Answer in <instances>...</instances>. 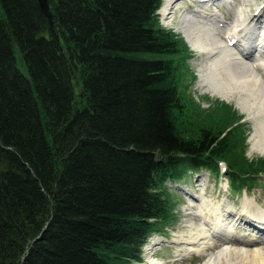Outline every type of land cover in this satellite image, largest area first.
I'll return each instance as SVG.
<instances>
[{
  "label": "trees",
  "instance_id": "trees-1",
  "mask_svg": "<svg viewBox=\"0 0 264 264\" xmlns=\"http://www.w3.org/2000/svg\"><path fill=\"white\" fill-rule=\"evenodd\" d=\"M160 2L48 0L50 26L37 0H0V264L141 262L169 186L224 163L242 193L264 173L246 129L180 88Z\"/></svg>",
  "mask_w": 264,
  "mask_h": 264
},
{
  "label": "bare ground",
  "instance_id": "bare-ground-1",
  "mask_svg": "<svg viewBox=\"0 0 264 264\" xmlns=\"http://www.w3.org/2000/svg\"><path fill=\"white\" fill-rule=\"evenodd\" d=\"M183 1L194 2L164 0L159 14L165 27L173 26L176 11ZM252 2L242 0V4L234 6L231 25L223 22L216 12H205L197 5L191 11L186 8L178 16L174 29L182 34L193 51L191 56H201L197 75L199 88L204 92L205 101L211 103L204 108L200 100L193 98L195 107L203 109L219 127H224L231 119L236 122L241 119L242 129L249 126L246 122L253 124L249 144L251 149L264 155V33L262 36L255 34L260 12L250 14ZM19 63L17 59L20 68ZM191 198L190 203L198 209L195 214L202 222L198 225L193 222L185 233L173 235L179 256H202L201 264H264V250L259 248L264 242L262 210L248 200L243 201L241 216L247 215L246 210L253 209L250 214L253 223L261 226L257 228L252 223H245L246 227L235 229L229 221L232 213L228 205L203 195ZM160 244V239H152L146 246L148 258L144 264H162L150 258ZM215 245L219 248L207 253Z\"/></svg>",
  "mask_w": 264,
  "mask_h": 264
},
{
  "label": "rangeland",
  "instance_id": "rangeland-1",
  "mask_svg": "<svg viewBox=\"0 0 264 264\" xmlns=\"http://www.w3.org/2000/svg\"><path fill=\"white\" fill-rule=\"evenodd\" d=\"M163 2V0H162ZM236 4H242V0H209V2L206 4L204 3H196V2H188L183 1L178 6V9L175 14V19L173 22V26L171 27H165L163 25V21L159 17V23L165 28L166 30L171 31L174 33V36L177 40L183 41V37L180 33H177L174 27L178 23V16L187 8V11H191L192 9H195V5L199 6V8L205 12H211V13H217L223 22L226 24L231 25L234 21V6ZM206 5V6H202ZM250 14H255L257 12H260V18L259 24L256 25L255 28V34L257 36H262L261 34L264 33L262 30L264 28V0H253L251 7H250ZM263 32H262V31ZM187 46V45H186ZM190 51H192L190 49ZM189 49L187 50V53L183 55V58H180L178 61L180 73L178 77V82L180 88L186 92L188 88V93H186L187 96L195 98L196 100L201 101L202 107L206 108L209 106L211 102L205 101V96H202L204 92L201 91L199 88V78L195 79L193 76L196 74L198 75V70L201 66L200 60L201 56L194 54V56H191L186 58V55H188ZM191 54V53H190ZM193 54V51H192ZM19 61V60H18ZM19 67V66H18ZM22 73L24 71L19 68ZM184 98V97H183ZM212 100V99H210ZM212 101H215L214 99ZM185 104V103H184ZM246 117L244 118V120ZM245 122V121H244ZM249 124V126L246 128V135L248 136V147L245 150V156L248 159H264L263 154H259V152L256 149H251V146L249 144V138L250 135L253 133V124L246 122ZM185 126V125H184ZM214 131V130H212ZM222 172L224 171V166L221 167ZM170 193L173 197V209L172 214L174 215V219L168 224L164 226V235L158 236L154 235L152 236L147 244H150L152 239H160L161 244L159 246H156L158 250L153 253L150 258H154L158 262L162 264H201L204 260V257L192 255L190 257L182 258L179 256V253L176 252V244H174L173 240L176 239V237H173V235H180L182 233H185L188 229V226L195 222V224H199L202 222L201 217L198 216V214H195L198 212L197 207L195 204L190 203V199H193L191 197L195 196H202L207 197L209 200L221 201L222 204L228 205L229 210L232 213V216L230 217L229 221L235 226L234 228L240 229L246 227L245 223H252L257 228H259L261 225H257L254 222V219L250 214L252 215V210L247 211V215L241 216V204L243 201L248 200L252 203H254L255 207L259 208L264 212V173L260 174V177L258 178L256 185H254V188L252 191L247 193H240L235 192L232 193L229 190L227 181L224 177V174L221 176H214L210 175L208 172L202 171L198 174H190L186 181L171 185L170 187ZM203 189V190H202ZM202 190V193H201ZM191 196V197H190ZM262 227L264 229V223L262 224ZM264 234V233H263ZM218 245H215L213 249H210L207 251V253L214 252L218 249ZM259 248L264 250V242H262L259 245ZM145 258H148V255L145 252ZM179 259V260H176ZM172 260H175L174 262H171Z\"/></svg>",
  "mask_w": 264,
  "mask_h": 264
},
{
  "label": "water",
  "instance_id": "water-1",
  "mask_svg": "<svg viewBox=\"0 0 264 264\" xmlns=\"http://www.w3.org/2000/svg\"><path fill=\"white\" fill-rule=\"evenodd\" d=\"M38 4L40 6V9L44 16L47 18L49 24L52 26V21H51V15L49 12V6H48V1L47 0H37Z\"/></svg>",
  "mask_w": 264,
  "mask_h": 264
}]
</instances>
